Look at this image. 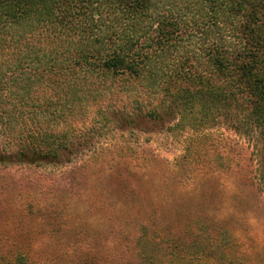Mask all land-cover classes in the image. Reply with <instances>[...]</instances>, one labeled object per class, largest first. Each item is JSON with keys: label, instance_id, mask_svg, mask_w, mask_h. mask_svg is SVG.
Here are the masks:
<instances>
[{"label": "trees", "instance_id": "trees-1", "mask_svg": "<svg viewBox=\"0 0 264 264\" xmlns=\"http://www.w3.org/2000/svg\"><path fill=\"white\" fill-rule=\"evenodd\" d=\"M223 117L264 139V0H0V165L71 160L90 128ZM115 219L110 239L57 258L0 232V264H264V250L200 216Z\"/></svg>", "mask_w": 264, "mask_h": 264}, {"label": "rangeland", "instance_id": "rangeland-1", "mask_svg": "<svg viewBox=\"0 0 264 264\" xmlns=\"http://www.w3.org/2000/svg\"><path fill=\"white\" fill-rule=\"evenodd\" d=\"M191 128L100 126L79 134L77 152L61 164L0 165V232L57 258L75 254L71 244L110 239V217L130 228L139 219L166 226L200 216L262 252L260 132L235 130L226 117Z\"/></svg>", "mask_w": 264, "mask_h": 264}]
</instances>
